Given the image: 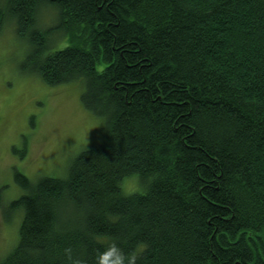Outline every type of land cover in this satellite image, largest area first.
<instances>
[{"label":"trees","instance_id":"obj_1","mask_svg":"<svg viewBox=\"0 0 264 264\" xmlns=\"http://www.w3.org/2000/svg\"><path fill=\"white\" fill-rule=\"evenodd\" d=\"M5 21L20 70L80 81L104 127L64 177L14 170L0 264H93L109 239L136 264H264V0H0Z\"/></svg>","mask_w":264,"mask_h":264},{"label":"rangeland","instance_id":"obj_2","mask_svg":"<svg viewBox=\"0 0 264 264\" xmlns=\"http://www.w3.org/2000/svg\"><path fill=\"white\" fill-rule=\"evenodd\" d=\"M40 14L42 23L52 19L48 6ZM27 48L12 22L5 21L0 26V261L17 242L21 220V210L8 207L23 192L14 182V170L32 182L41 176L64 177L70 160L95 146L104 127V117L83 106L80 81L50 86L20 70ZM143 185L135 174L121 182L124 194L142 192Z\"/></svg>","mask_w":264,"mask_h":264},{"label":"clouds","instance_id":"obj_3","mask_svg":"<svg viewBox=\"0 0 264 264\" xmlns=\"http://www.w3.org/2000/svg\"><path fill=\"white\" fill-rule=\"evenodd\" d=\"M141 248L142 246H137L125 252L115 240L109 239L102 249H97L93 257V264H136ZM64 251L69 264H84V261L72 256L71 249Z\"/></svg>","mask_w":264,"mask_h":264}]
</instances>
